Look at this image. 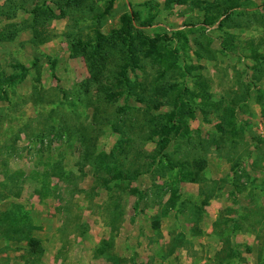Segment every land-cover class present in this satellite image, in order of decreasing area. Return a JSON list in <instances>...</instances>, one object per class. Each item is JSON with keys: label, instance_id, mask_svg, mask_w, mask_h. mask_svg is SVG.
I'll use <instances>...</instances> for the list:
<instances>
[{"label": "rangeland", "instance_id": "rangeland-1", "mask_svg": "<svg viewBox=\"0 0 264 264\" xmlns=\"http://www.w3.org/2000/svg\"><path fill=\"white\" fill-rule=\"evenodd\" d=\"M193 2L0 0V71L30 68L0 95V264H264V0L225 39ZM134 12L175 69L148 43L116 87L69 57ZM176 83L195 115L161 143Z\"/></svg>", "mask_w": 264, "mask_h": 264}, {"label": "trees", "instance_id": "trees-1", "mask_svg": "<svg viewBox=\"0 0 264 264\" xmlns=\"http://www.w3.org/2000/svg\"><path fill=\"white\" fill-rule=\"evenodd\" d=\"M179 3H185L186 0H178ZM196 2H193L195 4ZM243 0H204L203 3L195 4L196 8H200L205 13L204 22L208 23L209 26L218 22V20L222 17H225L217 26V30L220 32L222 37L225 39L228 34L227 30H225L226 20L230 17L231 13L234 10H244L245 6L241 5ZM132 18L136 19L141 27H151V19L145 20L141 22L139 14L134 12L132 15H128L122 19V25L117 30H112L110 35L105 36L103 34L98 33L96 36V40L91 41H82L77 40L72 42L69 46V57L70 58H82L85 62L88 63V67L92 72L94 78L100 79V76L104 70L107 69V66L111 64L115 67L113 70L110 68V73L116 74L114 76L116 80V87H122L121 81L118 79L120 76L122 79L128 80L125 75V69L130 68L133 69L132 64H136V62L140 59V53H142L143 49H145V44H150V50H148V56L159 54L160 58H167V61L171 63L173 69L177 67L176 62L179 59L178 50L177 49H168L163 56H161L160 51L158 50L160 47L157 44V41L165 40L167 38L166 35L163 34L161 37L158 33L148 32L147 35L141 31L140 34L134 35L132 33ZM141 34H143L141 36ZM152 34V35H151ZM174 34H179V32L175 31ZM142 37V38H141ZM126 51V54L124 52ZM120 54V60H116V54ZM181 59V58H180ZM117 61V62H116ZM117 63V65L115 64ZM49 63L52 67H54L55 62L49 60ZM36 66V64H34ZM14 72L10 74H6L0 71V86L3 85L5 89H1L0 87V95L8 100L6 95V88H14L15 86L22 84L27 76L30 73V68L24 64L17 63L13 66ZM117 68L116 70H114ZM188 71H187V70ZM107 69V71H109ZM187 71L184 75H189L190 69L185 68ZM112 76V75H111ZM2 86V87H3ZM172 90L175 91V95L172 97V100L166 104H162L161 106H169L170 110L164 114L165 122L159 124V136H161L160 142H168L169 134L177 129V125L181 122V117L187 115L188 117H194L195 109L194 104L190 97L195 96L191 90L185 84H175L172 87ZM178 92V93H177ZM129 98V97H128ZM140 101V98H138ZM156 109L159 108L157 105ZM163 146H161L162 148ZM114 179H119V177L115 176ZM30 250L37 251L39 249L36 247V244H33L31 240L28 243Z\"/></svg>", "mask_w": 264, "mask_h": 264}]
</instances>
